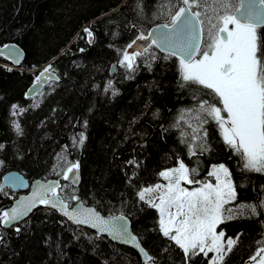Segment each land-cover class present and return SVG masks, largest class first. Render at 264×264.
<instances>
[{
  "label": "trees",
  "instance_id": "obj_1",
  "mask_svg": "<svg viewBox=\"0 0 264 264\" xmlns=\"http://www.w3.org/2000/svg\"><path fill=\"white\" fill-rule=\"evenodd\" d=\"M233 2L239 7L240 0ZM180 6V0H0V45L15 42L25 51L18 67L0 58V144L4 146L0 211L19 195L3 186L5 172L18 170L30 181L63 178L58 173L64 157L79 162L81 183L74 186L62 179L59 195L70 204L82 201L106 215H128L154 258L150 264H209L211 253L186 260L182 250L159 231L158 210L140 201L137 193L160 183L159 173L178 166V159L197 169L195 179L213 183L208 172L213 165L224 164L232 174L236 199L224 206L232 210L233 218L225 219L217 230L237 240L224 264L252 263L250 257L264 247V210L253 216L240 206L264 200V173L242 168L239 155L224 143L215 121L204 125L209 150L201 154L197 148L196 156H190L188 144L181 143L185 138L181 131L191 134L192 129L184 121L173 126L182 110L197 108L200 100L211 101L209 90L191 84L180 87L178 59H165L168 54L155 46L137 57L134 71L119 65L122 52L138 34L148 33L158 23H170V12ZM113 64L116 71L111 74ZM49 65L59 79L27 97ZM14 122L20 124L21 133ZM81 132L85 143L74 146L73 138ZM187 139L191 142V135ZM71 195L78 199H70ZM0 237V264H143L133 248L78 227L44 206L17 226H0Z\"/></svg>",
  "mask_w": 264,
  "mask_h": 264
},
{
  "label": "snow or ice",
  "instance_id": "obj_2",
  "mask_svg": "<svg viewBox=\"0 0 264 264\" xmlns=\"http://www.w3.org/2000/svg\"><path fill=\"white\" fill-rule=\"evenodd\" d=\"M180 4L182 6L170 12V23L160 25L157 30L147 34H138L122 52L119 65L134 71L137 57L148 53L152 45L168 53L165 59L178 57L180 87L189 84L201 86L209 90L207 95L212 98L211 101H198L197 108L182 110L173 125L180 127V121H184L192 129L191 134L181 131L182 137H185L181 143L188 144L189 155L196 156L197 148L201 154L209 150L206 147L208 131L204 125L212 120L218 125L224 143L239 155L242 168L249 172L264 173V0H241L239 7L233 0H180ZM85 32L89 37L92 36L88 29ZM137 41L149 43L141 46ZM127 49L133 51L129 53ZM151 58L155 59V56ZM51 70L49 65L44 73ZM44 73L37 77V84ZM108 87H112L111 81ZM12 108L13 115H16L18 106L14 104ZM19 111L22 113L25 109L20 108ZM222 113H226V116ZM186 116L190 119H185ZM193 120L195 126L191 122ZM14 127L17 133L22 132L18 122H14ZM189 135L191 142L187 139ZM85 140L81 132L73 138V145L83 146ZM3 147L0 144V149ZM61 159L62 173L58 174H62L65 181L71 179L75 184L79 162L67 161L64 157ZM2 165L3 161H0ZM159 175L167 181L166 184L144 187L137 196L140 201L158 210L161 234L182 250L186 260L215 253L210 258V264H224L227 254L237 243V240L228 238L225 247V233L217 231L225 219L233 218L232 210L224 207L236 199V186L229 168L224 164L213 165L208 176L214 177L215 182L200 181L195 179L197 169L189 168L183 160L178 159L177 167L161 171ZM8 179L18 186H26L19 176H10ZM182 182L197 186L189 189L182 186ZM58 189H64L59 181H37L31 196L17 201L8 210L0 211V226L9 227L27 216L37 205H45L59 208L74 222L91 224L114 238L129 237L126 223H120L126 217L121 215L105 219L91 208L69 211V205L60 197ZM153 193L158 195L147 198ZM69 198L78 199L76 195ZM240 207L247 209L253 216L261 215L258 209L264 210V200L259 204ZM225 211L229 213L227 217ZM241 214L244 212L241 211ZM15 230L17 233L21 231L20 228ZM130 239L136 241L135 236H130ZM135 246L147 258L145 264L154 261L139 243ZM250 260L253 264H264V247L259 248Z\"/></svg>",
  "mask_w": 264,
  "mask_h": 264
},
{
  "label": "water",
  "instance_id": "obj_3",
  "mask_svg": "<svg viewBox=\"0 0 264 264\" xmlns=\"http://www.w3.org/2000/svg\"><path fill=\"white\" fill-rule=\"evenodd\" d=\"M241 2V0H240ZM245 2H247V0H245ZM163 24H166V23H158L154 26H152L150 28V31H154V30H157L159 28L160 25H163ZM147 34V33H146ZM91 42L93 41V39L91 38L90 40ZM146 43H149L147 41H137V44L138 45H145ZM152 46H155V45H152ZM151 46V47H152ZM150 47V48H151ZM156 47V46H155ZM158 48V47H157ZM161 52L163 53H167L165 51H162L160 48H158ZM127 51H129V53H131L133 51V49H127ZM168 54V53H167ZM0 58H4L6 59L9 63H11L13 66H20L24 59H25V51L24 49L18 45L17 43L15 42H9L7 44H4V45H0ZM178 59V57H176ZM45 70V69H44ZM44 70L41 72V73H44ZM116 71V66L115 64L112 65L111 67V74H114ZM41 73L39 75V77L41 76ZM59 79V76L58 74L54 71V70H51L50 72L48 73H44V76L41 77V80H40V83L37 84V81L29 88L28 92H27V95L28 96H34L35 94L39 93L40 91H42V89L48 85L50 82L52 81H57ZM10 176H19L21 177L24 182H25V185L26 186H18L16 184H13L12 181L10 179H8V177ZM71 176V174H70ZM62 179L63 178H51V179H35V180H32L30 181L22 172L18 171V170H9L7 172H5V174L3 175V186H6V187H10L11 189H13L14 191H17L19 193L18 197L16 199H14V201L12 202V204L10 206H8L5 210H8L10 209L11 207L15 206L16 202L21 200L22 198H25V197H29L32 195V192L35 190L36 188V182L39 181L41 183H47V182H54V181H59L60 184L62 182ZM68 182H71V179L68 180ZM72 183V182H71ZM81 183V174H80V170H78V179L76 180V183L73 184L74 186H78L79 184ZM59 194V193H58ZM61 197V196H60ZM62 198V197H61ZM63 199V198H62ZM64 202L66 204L69 205V211H72L74 209H79V208H85V209H88V208H91V209H95L100 216H102L103 218L105 219H108L110 217H116V216H121L123 215L124 217H126V220L125 221H120V223H126L127 225V228H128V233L130 234L129 237L125 238V239H117V238H114L112 235H110L109 233L107 232H100L99 231V228L97 227H93L91 224H78L76 222H74L73 220H71L67 215L64 214V212H62L59 208H52L51 206H45V205H37L35 208H33L27 216L23 217L21 220L17 221V222H14L11 226L9 227H4L3 228H10V227H14V226H17L23 222H25L26 220H28L32 214L37 210V209H40L41 206H44L45 208H48V209H51V210H54L56 212H58L60 215H62L63 217L67 218L71 223H73L74 225L78 226V227H81V228H85V229H88V230H91V231H94V232H97L103 236H106L110 241H112L113 243H116V244H120V245H124V246H128L130 248H133L141 257V261L143 264H145L147 258L144 257L139 249L135 246L136 243H139L141 247H143L148 253L149 251L147 250V248L145 247V245L143 244L142 240L140 239V237L136 234V232L134 231L133 229V224H132V220L131 218L126 215V214H116V215H106V214H103L101 211H99L95 206H92V205H89V204H85L84 202L82 201H79L77 203H74V204H70L68 201H66L65 199H63ZM130 236H135L136 237V241H132L130 239ZM150 254V253H149ZM150 256H152L150 254ZM151 261H147V264H149Z\"/></svg>",
  "mask_w": 264,
  "mask_h": 264
},
{
  "label": "rangeland",
  "instance_id": "obj_4",
  "mask_svg": "<svg viewBox=\"0 0 264 264\" xmlns=\"http://www.w3.org/2000/svg\"><path fill=\"white\" fill-rule=\"evenodd\" d=\"M231 27V26H230ZM199 58V57H198ZM216 165H219V164H216ZM177 167V166H176ZM168 169H170V168H168ZM167 170V169H166ZM212 170V169H211ZM167 183V181H165L164 179L160 182V184H166ZM154 186V185H153ZM182 186H184V187H188L189 189H191V188H193V187H190V186H188V185H186V184H183V182H182ZM197 186V185H196ZM196 186H194V187H196ZM158 195V193H153V194H151V196L150 197H147V198H154V197H156ZM157 203H158V200L156 201ZM173 211H174V209H173ZM218 231V230H217ZM219 232V231H218ZM227 239L228 238H225L224 237V240H225V247H226V241H227ZM215 255V253H211V256L213 257ZM257 259H259V258H257ZM210 264V263H209ZM251 264H253V262L251 263Z\"/></svg>",
  "mask_w": 264,
  "mask_h": 264
},
{
  "label": "bare ground",
  "instance_id": "obj_5",
  "mask_svg": "<svg viewBox=\"0 0 264 264\" xmlns=\"http://www.w3.org/2000/svg\"><path fill=\"white\" fill-rule=\"evenodd\" d=\"M89 41H90V40H89ZM28 90H29V89H28ZM42 90H43V89H42ZM27 92H28V91H27ZM40 92H41V91H40ZM40 92H39V93H40ZM39 93H37V94H39ZM37 94H35V95H37ZM26 95H27V94H26ZM35 95H34V96H35ZM34 96H32V97H34ZM27 97H31V96H28V95H27Z\"/></svg>",
  "mask_w": 264,
  "mask_h": 264
}]
</instances>
